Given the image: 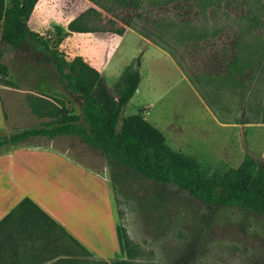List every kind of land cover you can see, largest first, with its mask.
I'll use <instances>...</instances> for the list:
<instances>
[{"label":"rangeland","instance_id":"374dc122","mask_svg":"<svg viewBox=\"0 0 264 264\" xmlns=\"http://www.w3.org/2000/svg\"><path fill=\"white\" fill-rule=\"evenodd\" d=\"M96 1L111 12L88 0H36L30 29L53 41L56 29L62 31L65 22L94 7L99 12L94 25L102 31L83 41L100 56L106 88L115 94L124 70L138 72L136 92L121 109L122 117L152 100L148 123L156 122L166 144L192 157L208 175L235 168L245 154L264 158V70L258 80L254 76L255 66L264 64V0H140L134 9L118 8L113 0ZM247 12L257 19L256 27L235 21ZM104 35L112 38L107 41ZM70 39L61 49V42L57 45L66 60L75 56V43L82 37L73 34ZM0 51V62L14 84L0 85V135L50 120L31 113L30 95L78 113L80 98L64 90L41 50L30 44L14 50L2 45ZM229 63H236L242 76H235L238 70L230 73ZM200 101L220 122L250 123L214 124ZM27 146L61 152L107 180L134 264H264L261 215L205 206L174 186L119 167L77 138H34ZM9 251L5 249L6 256ZM76 252L71 250L82 264L92 261ZM44 253L33 260L50 258ZM34 261L24 259L22 264Z\"/></svg>","mask_w":264,"mask_h":264},{"label":"trees","instance_id":"16d2710c","mask_svg":"<svg viewBox=\"0 0 264 264\" xmlns=\"http://www.w3.org/2000/svg\"><path fill=\"white\" fill-rule=\"evenodd\" d=\"M88 1L107 13L111 12L99 1ZM35 2L36 0H0V46L5 45L14 50L21 45L32 44L41 50L44 62L50 66L64 90L80 98L78 113L66 112L60 102L58 105L39 96H28L31 113L50 120L8 136L0 135V154L10 148L28 147V141L34 138H77L119 167L144 180L174 186L205 206L243 209L264 217L263 158L245 154L235 168L228 169L221 175H208L192 157L171 149L162 133L143 119L142 110L122 117L121 109L136 90L138 72L124 70L118 90L111 94L100 74L79 56L66 60L57 50L63 37L70 33L102 31L94 25L99 12L94 7H87L67 23L65 32L56 29L58 36L49 41L43 40L41 35L27 26ZM112 4L118 8L134 9L139 6L140 0H113ZM256 20L250 12L235 19L252 27H256ZM228 68L230 73L239 69L236 63H229ZM256 70L254 76L258 80L264 64L258 63L254 72ZM242 74L238 70L235 76ZM0 85L14 87L6 66L1 62ZM238 122L250 123L247 119ZM66 157L92 171L69 156ZM116 215L119 223L117 209ZM119 230L125 258H93L34 203L23 198L0 220V264H22L24 259L34 261L33 258H38L42 252L50 253L51 259L44 257L42 259L45 261L38 259L34 261L36 264H82L78 257L72 255L73 248L92 257V261L87 264H134L120 223ZM5 249L10 250L7 256Z\"/></svg>","mask_w":264,"mask_h":264},{"label":"crops","instance_id":"0c3cea01","mask_svg":"<svg viewBox=\"0 0 264 264\" xmlns=\"http://www.w3.org/2000/svg\"><path fill=\"white\" fill-rule=\"evenodd\" d=\"M33 10L27 20L29 29ZM67 23L63 25V32L66 31ZM73 34L82 37L81 41L75 43V56H79L101 76L103 63L98 52L90 50L87 47L89 44L83 41L85 37L99 33H70L63 37L60 49L65 42L71 40ZM105 37L107 41L112 38ZM151 46L157 49V46ZM147 101L149 103L141 109L144 120L148 117V108L154 105L152 100ZM154 101L159 104L158 100ZM200 104L212 123L222 126L239 124L238 119L231 122L223 119L220 122L219 119L222 118L209 109L205 101H200ZM155 123H152L154 128ZM2 126L0 106V129ZM23 198L34 203L93 258H125L115 202L107 180L97 172L75 164L63 153L50 148H10L0 154V220Z\"/></svg>","mask_w":264,"mask_h":264}]
</instances>
